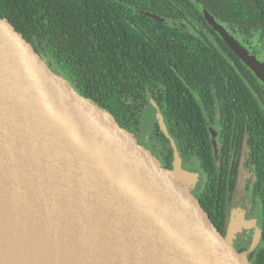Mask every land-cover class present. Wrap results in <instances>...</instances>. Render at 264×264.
Instances as JSON below:
<instances>
[{"label": "water", "instance_id": "obj_1", "mask_svg": "<svg viewBox=\"0 0 264 264\" xmlns=\"http://www.w3.org/2000/svg\"><path fill=\"white\" fill-rule=\"evenodd\" d=\"M196 6L264 82L255 57ZM150 119L171 146V167L150 146ZM182 161L152 99L136 132L0 15V218H13L34 252L49 244L56 264H256L260 230L242 184L221 230L193 184L203 173Z\"/></svg>", "mask_w": 264, "mask_h": 264}, {"label": "trees", "instance_id": "obj_2", "mask_svg": "<svg viewBox=\"0 0 264 264\" xmlns=\"http://www.w3.org/2000/svg\"><path fill=\"white\" fill-rule=\"evenodd\" d=\"M196 4L234 37L233 31L248 52L254 41L264 51V0H0V15L7 17L60 73L80 90L96 93L104 108L116 119L129 122L136 132L150 100L162 102L158 109L174 141L177 138L178 145L184 146L182 154L190 140L196 139L198 155L205 163L202 169L211 172L209 180L214 181L216 165H212L202 107L195 95L192 101L183 95L186 90L191 93L188 87L192 86L205 108L209 97L204 90L210 89L222 96L221 102L225 100L221 104L225 118L227 112L234 113L232 106L242 115L248 114L249 95L242 83L234 82L230 67L247 68ZM179 92L182 98H175ZM223 96L231 100V107ZM234 97H239V102L235 103ZM233 122L232 116L230 122L224 121V139ZM167 154L172 157L170 151ZM216 203L212 201L211 212ZM218 217V227H222L226 213L214 218ZM258 258L264 260V245Z\"/></svg>", "mask_w": 264, "mask_h": 264}, {"label": "flooded vegetation", "instance_id": "obj_3", "mask_svg": "<svg viewBox=\"0 0 264 264\" xmlns=\"http://www.w3.org/2000/svg\"><path fill=\"white\" fill-rule=\"evenodd\" d=\"M193 1L195 0H192V2ZM232 33L234 37L238 38V36L235 35L233 31ZM238 42L241 43L240 41ZM253 44L254 45H252V48L249 50V52L255 57L258 63L261 64L264 73V51L259 48L257 41H254ZM39 52L48 62L53 65V63L45 56L44 53H42L40 50ZM235 56L238 58L236 54ZM238 60L246 66L247 71L239 65L231 66L230 69H233L234 71V82L237 85L242 83V85L245 87V91L249 95L248 98L250 109L248 114L242 115L239 110L231 105V100L228 97L223 96V98H225L227 102L230 101V107L232 106V109L234 111L232 115L230 114V112H227V116L225 118L221 108V104L225 100L221 102L220 97L222 96L217 95L210 89L204 90L207 91V98L209 97V103L206 104L207 106L205 108L203 107L202 99L197 94L193 93L192 86L188 87V89L192 90V92L189 93L188 90H186V94L183 95V97L186 98L187 101H192V97L195 95V100H198L200 102V105L202 107L201 118L204 120V126L206 127L208 141L212 153L213 149L210 139V129L216 134V140L218 142L220 153L222 151V156H219V158L215 160L213 155L215 163L213 162L212 165H220L218 169L214 170V181L209 180V175H211V172H209L208 170L203 171L202 169L205 163L198 155L199 147L195 145L196 139L190 140L185 154H182L184 146L182 145L181 147L180 145H178L177 138L175 139V141L178 145V148L180 149L182 159L187 163V165H197V167L202 170V173L204 175V183L203 187L197 192L200 200L204 204L213 221L216 222L217 226L219 217L218 219L214 217H217L219 214L224 215L225 213H227L235 187L242 184L244 192L249 195L248 211L250 214H252V216L256 217L257 224L260 230V238L256 246L252 250L251 255L254 257L256 264H264V260L258 258V252L264 245V82L260 79L256 72H254L253 69L248 67L240 58H238ZM53 66L60 73L58 67L55 65ZM225 78H227V76ZM73 84L75 85V83ZM195 91L197 90L195 89ZM210 94H212L211 97ZM157 97L159 100H161L159 95ZM174 97L182 98L180 92ZM233 100L236 103L239 102L240 99L239 97H234ZM155 101L158 108H160V103L162 102H159L157 99H155ZM187 105L193 104L187 103ZM231 116L234 119L232 129L228 132V138L224 139V121L225 123L226 121L230 122ZM156 126L158 125L156 124L153 128V131H155L153 134L154 138L157 137L160 140H164L162 139V137H160V134L157 133ZM223 142L226 143V145ZM156 145L160 147V142H156L154 144H151L150 142L151 148L158 154L165 165L167 167H171V157L169 158L168 154L165 152H160L158 150V146ZM213 200H217V203L216 206L213 207V210L211 212V209L209 207L212 206ZM219 202L222 203L219 205ZM219 208L221 210H219ZM224 218L222 220V227L219 226L221 230L224 229ZM246 243V241H243L241 246L244 247Z\"/></svg>", "mask_w": 264, "mask_h": 264}, {"label": "bare ground", "instance_id": "obj_4", "mask_svg": "<svg viewBox=\"0 0 264 264\" xmlns=\"http://www.w3.org/2000/svg\"><path fill=\"white\" fill-rule=\"evenodd\" d=\"M28 243V234L16 229L13 218H0V264H56L45 250L49 244L44 248L38 246L34 252Z\"/></svg>", "mask_w": 264, "mask_h": 264}, {"label": "rangeland", "instance_id": "obj_5", "mask_svg": "<svg viewBox=\"0 0 264 264\" xmlns=\"http://www.w3.org/2000/svg\"><path fill=\"white\" fill-rule=\"evenodd\" d=\"M142 120V119H141ZM145 124H146V127H147V130L149 131V133H150V137H151V140H150V142H151V144H154V143H156V142H160V147L158 146V145H156V146H158V150L160 151V152H162V153H167L168 151H170L171 152V156H172V149H171V146H170V144H169V142H167V141H165V140H160L159 138H157V137H155L154 138V131H153V128H154V126H155V124H153V122H152V120L150 119V121L149 122H145ZM140 128H141V125H139V130L138 131H140ZM162 146H164V147H162ZM173 157V156H172ZM171 157V158H172ZM182 158V157H181ZM183 160V159H182ZM172 161V160H171ZM184 164L186 163L185 161H182ZM171 163V162H170ZM187 164V163H186ZM190 166H192V167H197V165H190ZM198 168V167H197ZM200 173V172H199ZM203 181H204V179H203V176H202V174L200 173L199 175L197 174V177H196V179H193V184H194V186L197 188V190L199 191L202 187H203Z\"/></svg>", "mask_w": 264, "mask_h": 264}]
</instances>
